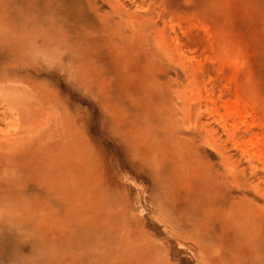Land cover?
I'll list each match as a JSON object with an SVG mask.
<instances>
[{"label": "rangeland", "instance_id": "rangeland-1", "mask_svg": "<svg viewBox=\"0 0 264 264\" xmlns=\"http://www.w3.org/2000/svg\"><path fill=\"white\" fill-rule=\"evenodd\" d=\"M0 264H264V0H0Z\"/></svg>", "mask_w": 264, "mask_h": 264}, {"label": "bare ground", "instance_id": "bare-ground-1", "mask_svg": "<svg viewBox=\"0 0 264 264\" xmlns=\"http://www.w3.org/2000/svg\"><path fill=\"white\" fill-rule=\"evenodd\" d=\"M58 57H59V56H58ZM217 150H218V149H217ZM100 182H101V181H100ZM96 187H97V186H96ZM155 256H156V255H155ZM155 259H157V258H155ZM202 259H203V258H202ZM161 260L163 261V259H161ZM157 262H159V259H157ZM157 262H156V263H157ZM160 262H161V261H160Z\"/></svg>", "mask_w": 264, "mask_h": 264}]
</instances>
